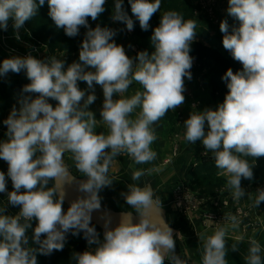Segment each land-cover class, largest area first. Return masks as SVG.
Listing matches in <instances>:
<instances>
[{"label": "clouds", "instance_id": "clouds-1", "mask_svg": "<svg viewBox=\"0 0 264 264\" xmlns=\"http://www.w3.org/2000/svg\"><path fill=\"white\" fill-rule=\"evenodd\" d=\"M128 3L140 28L148 30L161 0ZM44 4L45 0H0V30L7 31L11 20L19 41V30ZM47 4L49 17L66 36L76 37L81 27L86 32L78 62L67 67L64 59L50 56L42 61L31 53L0 63V77L23 71L30 81L21 89L18 107L14 105L3 121L7 139L0 141V159L8 168L7 174L0 171V193L7 192V203L19 207V212L7 215V206H0V264H38L37 253L49 256L62 251L67 234L78 236L81 232L88 245L95 247L75 253L76 264H164L165 260L188 264V250L183 256L176 252V239L183 241L184 235L176 232L174 238L173 229L163 219L162 201L150 183L143 187L128 184V191L120 193L135 216L123 211L113 228L111 214L103 212L102 240L91 221L92 213L102 207L99 193L112 186L109 172L117 157L126 153L136 164L156 159L151 148L157 139L153 125L185 102V78L192 79L194 58L190 52L196 21L185 20L175 10L164 12L151 36L154 51L151 55L140 51L134 61L115 42L117 30L89 25V17L96 21L106 10V0H47ZM228 4V15L238 20L239 26L230 33L227 20L221 21L222 44L242 70H226L221 77L228 88L224 101L215 110L193 111L184 121L183 135L190 144L201 141L205 155L213 154L219 174L227 177V188L238 202L246 195L242 179L252 181L255 162L264 157V0H228ZM111 19L123 23L128 31L134 29L124 0H115ZM78 81L86 82L87 89H80ZM133 81L143 91L125 97ZM95 85L103 91L100 116L107 135L95 131L97 120L89 110L97 99ZM33 93L37 95L33 97ZM50 99L57 102L55 107ZM137 108L140 111L133 119ZM65 153L72 154L76 169L86 179L76 180L70 174ZM153 171L158 169L135 170L132 180L139 181ZM6 176L12 183L11 192L7 191ZM73 183L82 195L71 201L65 212L66 186ZM262 202L264 188H257L252 206L258 208ZM223 221L239 226V211L227 214ZM204 223L207 227L216 224L211 217ZM29 229L36 247H28ZM197 235L202 241L201 264H228L226 226L216 224L211 235ZM242 240L238 237L231 250L238 251ZM261 252L260 243L251 239L243 257L245 264H264Z\"/></svg>", "mask_w": 264, "mask_h": 264}, {"label": "rangeland", "instance_id": "rangeland-1", "mask_svg": "<svg viewBox=\"0 0 264 264\" xmlns=\"http://www.w3.org/2000/svg\"><path fill=\"white\" fill-rule=\"evenodd\" d=\"M187 1L188 5L192 8V20H195L196 17H200L202 19L207 20L205 23L197 24L196 28V38L194 42L191 44V52L190 55L194 58L193 59V66L191 68V74L192 84L188 83V79L185 78V102L179 106L176 109H188L189 114H191L193 111H197V109H202V111L205 108H211L215 110L217 106L222 103V100L216 96L215 90L213 86L211 85L210 78L211 74L215 65V53L217 51H222V46L220 45L217 35H216V29L219 23L221 22V19L227 14V9L229 7V4H227L225 8V12H221L217 6L218 0H195V3L191 2V0H185ZM127 0H124V9L128 12L129 16L132 17L129 13V10L126 5ZM38 3V0H37ZM114 4L115 0H106L105 4V11L100 15V17L96 21H92L91 18H88L89 25L91 27H95L97 24H100L102 27L107 26L109 28L117 30V35L114 37L115 42L118 45H122L125 48L130 50L129 45L133 46L135 45L134 42H132L134 39H136V43L138 46V52L140 51H147L148 49V43L142 42L140 43L137 36L132 35L127 30L126 26L124 24H121V22H114L111 19L112 11L114 10ZM48 7L47 0H45V4L43 6H40L38 8H44ZM31 22L39 23V19L32 18L31 20L25 22V25L20 29V40H16L15 37L13 40L17 42L15 46L23 47L26 52L22 53L24 55H28L31 53L32 56H34L37 59H40L42 61L47 60L48 57L52 56L53 53L54 56L57 55V53L61 54L60 57L62 59H65V55L68 52H74L76 57L74 58V61L78 62L79 60V50L81 42L84 38V33L86 32V29L81 27L79 35L76 37H68L64 34L62 39L56 43L53 44V47L48 46L45 42L40 41L37 36L34 35V33L29 31V27ZM200 25V26H198ZM29 26V27H28ZM64 31V30H63ZM14 36V35H13ZM4 38H7L5 35ZM133 38V39H132ZM12 38H9V40ZM128 39V42H127ZM129 42H132L128 45ZM23 49V50H24ZM20 50L19 52L21 53ZM49 52L48 54H45L44 52ZM126 52V55L129 56L130 52ZM44 53V57L41 58V54ZM78 56V57H77ZM66 63H70L66 61ZM90 70V69H89ZM135 84V81H133ZM131 84L132 86L134 84ZM78 85L80 89L86 90L87 84L84 85L83 82L78 81ZM140 85V84H139ZM97 86L95 85V88ZM142 86L140 85V88ZM143 91V89H141ZM88 94V93H86ZM204 97V98H203ZM195 101V102H193ZM197 102V103H196ZM198 105V107H197ZM175 109V110H176ZM170 111V110H169ZM172 111V110H171ZM183 114L179 115L177 117V123L180 126L183 119ZM168 120H171V118H166ZM184 124V123H183ZM207 130V124L205 126ZM171 148L169 151V155L165 157L163 160L164 165H172L176 163V161L180 158L181 154V143H180V137L176 135L175 137L171 138ZM183 148V147H182ZM195 159V158H194ZM249 162H253V158L248 157L247 158ZM262 160H264V157H261ZM66 165L69 168L70 173L76 177L77 180H83L86 179V177L83 176L82 173H80L76 167L75 163L72 159V154L70 153V156H66L65 159ZM197 164L199 163H192L190 164V170L193 169ZM258 168L257 162H255V166L253 168V172L255 173L256 169ZM189 171V169H188ZM221 171V170H220ZM187 173V172H186ZM208 183H217V190L214 195H205L200 193L199 189H202L204 187L203 185ZM242 187L247 190L246 196H251L253 199H255L256 196V189L257 188H264V180H258L255 178L252 181L244 180L241 181ZM108 188V187H105ZM104 188V189H105ZM174 190L173 195L171 196H162L160 194H156L160 197L162 201V215L164 221L169 224V226L174 231V238L175 233L179 232L184 235V240L180 241L178 238L176 239V252L177 255L183 256V253L185 249L188 250V252L191 255V259L188 260V264H201V257L200 252H202V247L199 250V243L200 238L198 237V233H204L206 235H211L213 230H215L216 224H220L221 226L227 225L231 226L230 224H225V221H223L224 216L227 214H231V211L233 209L234 215H235V209L233 208L234 204H237L240 209L242 210V215L240 216L241 223L239 226H237V230L243 236L245 233H249L252 231V233H255L257 221L254 219L251 213V211L246 209L244 206V203L240 201H235L232 198L230 190L227 188V177L224 176H218V177H210L206 180H198L196 182H192L191 180L185 179V176L180 178L179 181L173 183ZM103 189V190H104ZM102 190V191H103ZM8 192H11L12 190L7 189ZM67 196L68 200L73 201L77 198L78 195H82L81 193H78L76 191L75 184H70L66 186ZM101 191V192H102ZM5 197L1 198V205H6L8 207V195L7 192ZM249 193V195H247ZM99 195L102 197V207L101 209L121 214L123 211H132L133 215L135 216L134 209H131L130 206H128L124 200V198L120 195V192L115 195L114 191H107L105 197L102 193H99ZM73 197V198H72ZM244 198V197H243ZM225 201V202H224ZM70 203L65 200L63 204V209H68L70 206ZM231 204V207H227L226 205ZM248 213L250 216L248 217ZM5 214L9 215L8 212ZM247 214V219L252 224L251 227L244 228V225L242 222H244V216ZM14 216V215H13ZM211 217L213 222L216 224H213L211 227L204 228V221ZM23 223L25 221L23 218H21ZM33 228L36 225V221L33 220L32 222ZM91 224L95 226L97 232L100 234V238L103 239L104 234V228L103 226L96 220L92 219ZM30 233L32 236V229H29L27 234ZM244 233V234H243ZM227 235L229 232H227ZM228 236H226L227 238ZM245 237V236H243ZM244 239V238H243ZM228 241V240H227ZM30 247V243L28 245ZM95 245L89 246L87 241L83 238V232H81L78 236H73L71 233L67 234V239L65 246L62 251L68 252L74 250V248H79L80 253L86 251V250H93ZM55 253L59 251H54ZM226 260L228 261V264H239L234 261L233 253L227 252Z\"/></svg>", "mask_w": 264, "mask_h": 264}, {"label": "crops", "instance_id": "crops-1", "mask_svg": "<svg viewBox=\"0 0 264 264\" xmlns=\"http://www.w3.org/2000/svg\"><path fill=\"white\" fill-rule=\"evenodd\" d=\"M191 2L195 3V0H191ZM228 4V0H218L217 6L221 12H225V8ZM164 5V0H161V11L162 7ZM196 23L199 24L205 23L207 20L202 19L200 17L195 18ZM123 24V23H121ZM200 26V25H198ZM20 33V30H19ZM5 35L7 38H4ZM14 30L12 27V21H9L8 29L7 31L0 30V63L6 58H10L11 56H26L22 53H25L26 50L23 47L15 46L17 42H15L14 39ZM9 38H12L9 40ZM133 39V38H132ZM136 39H134L132 42L135 43V45L130 47V50L128 51L127 48H125V52H130L129 57L133 58L135 61V57L138 53V46L136 43ZM128 42V39H127ZM132 42H129L131 44ZM134 47L136 50H134ZM24 49V50H23ZM20 50L21 53L19 52ZM45 54H48L49 52H44ZM44 53L41 54V58H43L45 55ZM50 54V53H49ZM55 53L52 54L54 56ZM61 54L57 53L55 55L58 59H62L60 57ZM65 55V61H68L70 63H66L65 67H67L68 64H71L74 62V58L76 57L74 52H68ZM79 56V54H78ZM77 56V57H78ZM91 70V69H90ZM195 79V78H192ZM191 79V80H192ZM191 80H187L188 83L192 84ZM83 82V81H80ZM30 83V81L27 79L25 72H21L19 74L9 72L6 76L0 77V141H4L7 139L5 133L7 131L6 126L3 124V121L8 117L12 107L17 104L18 96L21 92L22 87L25 84ZM84 85H86V82H83ZM134 84V83H133ZM95 88V95L97 97L96 101L89 106V110L92 111L95 115V118L97 120V125L95 128V131L97 133H104L108 134L107 126L102 121V117L100 116V111L102 109L103 105V91L102 88L99 85H96ZM142 87L140 88V85L138 82H135V84L132 86H129V89L126 93H124L125 97H130L131 95H134L136 91H142ZM33 97H35V93L31 94ZM87 95V94H86ZM217 96V95H216ZM118 98L114 96V99ZM204 98V97H203ZM195 102V101H193ZM49 103H51L54 107L56 105V101L49 100ZM197 103V102H196ZM198 107V105H197ZM140 109L137 108L136 111L132 114L131 118H135L136 115L139 113ZM197 111H202V109H197ZM183 114L182 122L189 118L190 114L188 112V109H176L174 111H168L166 115L161 118L156 124L153 125V128L155 129V134L157 139L152 143L151 148L154 152L157 153L156 159L146 163V164H136L131 157H129L126 153L121 154L119 157H117L113 163L112 168L110 169L109 176L114 179L112 186L105 188L102 192L103 196L107 197L106 192L107 191H114L115 195L120 192H127L128 184H136L140 187H143L145 183H150L155 193L160 194L162 196H171L174 193L173 183L177 180L179 181L180 178L184 177L188 169L190 170V164L192 163H205L208 161H213L214 157L211 152H209L207 155H205V148L201 141H197L195 144H190L188 141L184 139V127L183 123L179 126L177 123V117L179 115ZM166 118H171V120H168ZM180 137V145H181V156L176 161V163L168 166L163 164V160L165 157L169 155V151L171 148V138L175 137L176 135ZM183 147V148H182ZM66 156H70V153L64 154V161L66 159ZM195 158V159H194ZM66 163V162H65ZM198 165V164H197ZM7 168L8 165L5 161L0 159V171H3L5 174H7ZM158 169V171H153L151 175H145L141 177L139 181H133L132 180V173L135 170H146V169ZM221 171H219L215 176L212 177H218V176H224L222 174H219ZM71 174V173H70ZM72 175V174H71ZM73 176V175H72ZM7 189L13 190L12 183L10 178H7ZM77 180V179H76ZM49 187H51V182L49 184ZM23 191V190H22ZM247 191V190H246ZM6 193H0V200L2 197H5ZM244 203V207L248 208L249 211H251L254 219L257 221L258 226L256 225L255 233L249 232V233H243L245 237L241 236L239 231L236 227L227 226V232L231 235H227L226 238L227 243L226 247L228 249V252L233 253V258L236 263L239 264H245L244 255L247 253L249 241L251 239H256L260 245H261V255L264 257V202L260 204L258 208H254L253 202L254 199L251 196H246L242 198L241 200ZM1 205V201H0ZM246 208V209H247ZM9 215H16L19 212V207H15L12 205H8L7 211ZM207 226L204 224V228ZM211 231H214L213 228ZM238 237L244 238L242 242L238 243V251H232L231 245L232 243L236 242V239ZM202 247V241L199 243V250Z\"/></svg>", "mask_w": 264, "mask_h": 264}, {"label": "trees", "instance_id": "trees-1", "mask_svg": "<svg viewBox=\"0 0 264 264\" xmlns=\"http://www.w3.org/2000/svg\"><path fill=\"white\" fill-rule=\"evenodd\" d=\"M127 8L129 10L130 15L131 13V7L128 3V0L126 2ZM175 10L183 15V18L185 20L192 19V8L190 5H188L187 1L185 0H164V5L161 9V11H157L150 19L149 21V28L148 30H142L140 28L138 20L135 19L134 16H132L134 20V29L133 34L138 37L140 43L147 42L148 43V49H149V55L152 54L154 51V46L151 42V36L153 33V30L159 26L161 16L164 12ZM49 8H38L37 15L33 18L39 19V23L31 22L29 31L34 33L37 38L45 42L48 46L53 47V44L60 41L62 37L64 36L63 29H57L54 22L48 15ZM227 20L229 25V32L231 33L233 28H236L239 26V21L233 18L232 16L227 14L221 19ZM221 23V22H220ZM220 23L217 26L216 29V35L217 39L222 46V51H217L215 53V65L211 74L210 82L213 86L215 93L217 97H219L222 102L224 101L225 95L228 92V88L226 87V83L221 79V77L224 75L227 69L231 68L233 72H237L242 70V65L235 61L232 58L231 53L228 50H225L222 44L223 39V33L220 31ZM81 34V32H80ZM258 168L255 171V178L258 180H264V160L261 158H258L256 160ZM220 170L216 168L215 162L208 161L202 164L196 165L193 169L187 171L185 174V179L191 180L192 182H196L198 180H206L212 176H215ZM202 189H199L200 193L205 195H214L217 190V183H208L203 185ZM65 212L66 209H63ZM23 224V221L21 219L20 221ZM29 238L30 248L36 247L32 243V236L30 233L27 234ZM2 239V238H0ZM102 240V239H101ZM75 253H80L79 248H74L72 251H59L57 253L53 252L49 256L40 255L37 253V262L38 264H76V261L73 259V256ZM164 264H170V261L165 260Z\"/></svg>", "mask_w": 264, "mask_h": 264}, {"label": "water", "instance_id": "water-1", "mask_svg": "<svg viewBox=\"0 0 264 264\" xmlns=\"http://www.w3.org/2000/svg\"><path fill=\"white\" fill-rule=\"evenodd\" d=\"M67 198H68V196H66V199L65 200L70 203V201ZM105 211L106 210L101 209L100 211H94L92 213V219L98 221L102 226H103V220H101L100 217L103 214V212H105ZM107 212H109V211H107ZM109 213L111 214L112 220H113V223H112L111 227L114 228L119 223L120 214L114 213V212H109ZM135 222H138V218H137V220Z\"/></svg>", "mask_w": 264, "mask_h": 264}, {"label": "built area", "instance_id": "built-area-1", "mask_svg": "<svg viewBox=\"0 0 264 264\" xmlns=\"http://www.w3.org/2000/svg\"><path fill=\"white\" fill-rule=\"evenodd\" d=\"M129 33H133V30L132 31H129ZM134 50H136V48L134 47ZM175 191H176V189H175ZM225 202V201H224ZM227 207H231V204H229V205H226ZM233 208L235 209V215L236 214H238V211H239V216H241L242 215V210L240 209V207L237 205V204H234L233 205ZM231 211V214H233L234 215V211H233V209L232 210H230ZM247 214H248V217L250 216V214L248 213V211H247ZM247 214L244 216V222H242L243 223V225H244V228H246V227H251L252 226V224H250V222L248 221V219H247Z\"/></svg>", "mask_w": 264, "mask_h": 264}]
</instances>
